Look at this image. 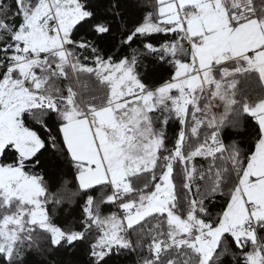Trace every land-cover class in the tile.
<instances>
[{"label":"snow or ice","instance_id":"obj_1","mask_svg":"<svg viewBox=\"0 0 264 264\" xmlns=\"http://www.w3.org/2000/svg\"><path fill=\"white\" fill-rule=\"evenodd\" d=\"M0 264H264V0H0Z\"/></svg>","mask_w":264,"mask_h":264}]
</instances>
